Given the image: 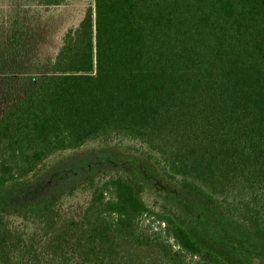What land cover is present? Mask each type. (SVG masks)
Wrapping results in <instances>:
<instances>
[{
    "label": "trees",
    "instance_id": "16d2710c",
    "mask_svg": "<svg viewBox=\"0 0 264 264\" xmlns=\"http://www.w3.org/2000/svg\"><path fill=\"white\" fill-rule=\"evenodd\" d=\"M0 16L18 49L25 6ZM45 75L0 114V192L57 153L129 142L264 251V0H93ZM0 212V264H241L124 175Z\"/></svg>",
    "mask_w": 264,
    "mask_h": 264
},
{
    "label": "rangeland",
    "instance_id": "374dc122",
    "mask_svg": "<svg viewBox=\"0 0 264 264\" xmlns=\"http://www.w3.org/2000/svg\"><path fill=\"white\" fill-rule=\"evenodd\" d=\"M15 1L0 0V13L11 11ZM90 6L93 0H66L63 5L47 9L25 6L26 11L20 15L23 37L19 48L0 50V114L30 87L32 78L45 75L47 60L54 57L63 34L79 23ZM115 174L137 180L143 186L147 205L174 207L241 264H264V251L246 230L168 180L129 142L90 143L53 155L39 173L0 192V212L9 213L55 195L65 201V206L77 208L88 199L79 189L85 179Z\"/></svg>",
    "mask_w": 264,
    "mask_h": 264
}]
</instances>
